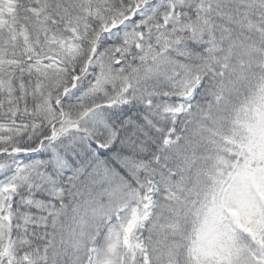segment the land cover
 Instances as JSON below:
<instances>
[{
	"label": "snow or ice",
	"instance_id": "snow-or-ice-1",
	"mask_svg": "<svg viewBox=\"0 0 264 264\" xmlns=\"http://www.w3.org/2000/svg\"><path fill=\"white\" fill-rule=\"evenodd\" d=\"M0 264H264V0H0Z\"/></svg>",
	"mask_w": 264,
	"mask_h": 264
}]
</instances>
